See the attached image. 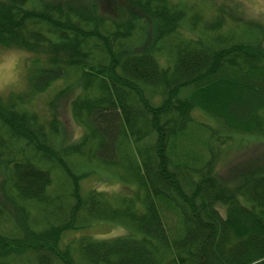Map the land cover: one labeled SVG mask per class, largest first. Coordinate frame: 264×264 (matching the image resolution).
<instances>
[{"label":"trees","instance_id":"1","mask_svg":"<svg viewBox=\"0 0 264 264\" xmlns=\"http://www.w3.org/2000/svg\"><path fill=\"white\" fill-rule=\"evenodd\" d=\"M126 2L0 0V46L30 53L23 89L0 95V264H264V154L220 174L169 153L190 125L217 154L231 133L264 139L262 26L236 0L208 18L202 1ZM58 81L48 101L76 138L56 106L26 107ZM96 163L141 193L83 195ZM98 220L128 234L62 240Z\"/></svg>","mask_w":264,"mask_h":264},{"label":"rangeland","instance_id":"2","mask_svg":"<svg viewBox=\"0 0 264 264\" xmlns=\"http://www.w3.org/2000/svg\"><path fill=\"white\" fill-rule=\"evenodd\" d=\"M121 4H126V0H118ZM185 2L190 1L203 9L204 17L208 18L214 7L219 5L221 0H184ZM235 1V0H234ZM240 9L243 11V16L247 19L253 20L262 26L263 37L262 45L264 46V0H236ZM85 5L86 2L81 1ZM227 4V5H226ZM212 8L213 10H210ZM225 9L232 11L228 3H225ZM236 12V11H233ZM236 15L238 13L236 12ZM11 50V51H9ZM30 55L29 52L18 49V48H7L0 46V95L6 96L15 90H21L24 87V65L27 57ZM61 81L56 82L49 88L38 93L30 104L26 107H30L39 116L38 118L47 119L49 116V105L54 106L55 103H50L49 101L55 93V89L61 84ZM49 100V101H48ZM50 103V104H49ZM59 109V119L67 128L66 131L69 132L71 138H76L82 133L81 126L73 120L70 111L62 106ZM52 111V108H51ZM195 118L204 124H212V127L217 126V121H213L211 117L204 115L200 111H196ZM41 120V119H39ZM70 132H73L72 134ZM208 131L204 125H190L189 129L182 135H176L169 145V153L173 159L177 157H189L190 161L178 160L181 164H202L205 159L212 157L213 164H215V169L220 174H225L228 167H231L235 163L239 165L243 162L245 158L253 155L264 154V139H257L254 137H249L246 135H238L236 133H231L230 139H228L224 144L218 143L219 150L218 154L214 146L211 144L210 150L208 148ZM218 147V146H217ZM213 150V152H212ZM215 153V154H214ZM262 164H264V156H260ZM192 160V161H191ZM4 170V169H3ZM2 172V171H0ZM80 188L83 195L102 192L107 195H127L131 197L132 193L140 191H135L136 187L132 185H125L113 176L112 171L105 168L103 165L96 163V165L91 166L87 169V174L80 179ZM2 198L4 193H2ZM132 198V197H131ZM3 201V200H2ZM163 202V201H161ZM166 203V202H164ZM13 206H12V205ZM6 204L7 210H11L18 217V213L15 210V204ZM167 204V203H166ZM162 205V209L168 214L174 213L168 205ZM172 220L165 221L167 226L173 225L174 221L178 220L177 214L174 216H168ZM63 234L62 240L64 242L75 241L80 237H86L89 239H106L113 238L117 236L127 235L128 230L122 226V224L114 223L107 220H98L95 222H90L84 227L68 229Z\"/></svg>","mask_w":264,"mask_h":264},{"label":"clouds","instance_id":"3","mask_svg":"<svg viewBox=\"0 0 264 264\" xmlns=\"http://www.w3.org/2000/svg\"><path fill=\"white\" fill-rule=\"evenodd\" d=\"M9 51H11V50H9Z\"/></svg>","mask_w":264,"mask_h":264}]
</instances>
